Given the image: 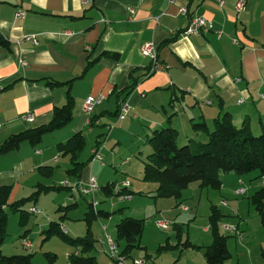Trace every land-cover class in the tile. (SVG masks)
Instances as JSON below:
<instances>
[{
    "label": "crops",
    "instance_id": "obj_1",
    "mask_svg": "<svg viewBox=\"0 0 264 264\" xmlns=\"http://www.w3.org/2000/svg\"><path fill=\"white\" fill-rule=\"evenodd\" d=\"M237 1L86 0L83 3L82 0H0V35L8 44H0V144L31 124L35 127L48 122L54 107L65 103L68 92L74 103L73 116L67 125L51 132L50 150L54 159L59 158L57 143L76 132H81L84 137L85 134L92 135L93 128L103 130L95 136L86 159L99 134L102 141L112 137L118 145L119 133H135V128H140L148 137L156 128L171 126L178 131L181 143L192 142L194 136L204 142L205 134H194L191 123L204 120L210 129L213 119L222 111L231 114L237 127L247 119L251 129L253 125H259V129L264 130V0H243L242 10L236 9ZM182 7H186V14L179 12ZM129 9H133L132 15ZM16 11H22L23 17H16ZM193 15L206 17L215 29L222 31L221 36L217 38L214 32L182 34ZM25 36H33L36 42L22 40ZM149 41L156 44L157 61L164 69L142 76L151 61L141 54L140 48ZM114 53L118 54L117 58L111 55ZM133 69L136 70L132 73L135 81L129 76ZM69 80V84L53 83ZM130 84H134L132 89ZM100 96L102 98L93 106L92 112L85 114V99ZM125 100L130 109L124 118L115 121L117 115L114 113ZM27 111L32 116L30 122L21 118ZM111 123H114L113 128L106 137L103 131ZM189 130L192 132L190 138ZM20 150H23L22 155L14 153ZM36 151L37 158L34 159L21 143L18 149L0 155L3 158L0 160V185L10 184L12 189L20 191L21 179L31 176L38 165H50V155ZM96 163L94 161L87 172L82 169L83 179L93 175ZM68 164L70 166L69 161ZM121 179H107L103 184ZM130 187L131 184L127 192L132 197L128 200H133L134 193L146 194L139 188L134 192ZM100 194L102 200L107 198ZM30 207L35 206L29 205L27 209ZM186 209V206L182 207L183 211L189 210ZM100 210L109 212L104 208ZM233 211L234 216L239 215L238 210ZM116 212L123 215L124 207L117 208ZM221 222L219 229L222 224H234L244 235L242 228L246 223L240 228L239 223ZM90 226L91 223L89 229ZM172 229L181 231V223H174ZM260 230L259 224L260 233L257 238L251 237V243L242 239V235L244 242L239 245L242 251L233 261L228 249L230 258L224 264H264L261 254L264 232ZM203 231L208 232L209 226L203 227ZM93 233L96 231H91L96 240L92 252L94 264H117L101 251L102 245H97L100 235ZM143 235L142 232L139 248L133 249L127 260L141 258L145 264H208L205 249L211 240L205 244L186 237L192 246H184L185 240L170 239L168 233L166 239L164 235H157L149 248ZM73 250L66 252L65 264H70L68 255ZM0 253H5L2 247ZM51 264H57L55 258Z\"/></svg>",
    "mask_w": 264,
    "mask_h": 264
},
{
    "label": "trees",
    "instance_id": "obj_2",
    "mask_svg": "<svg viewBox=\"0 0 264 264\" xmlns=\"http://www.w3.org/2000/svg\"><path fill=\"white\" fill-rule=\"evenodd\" d=\"M0 44L8 45L1 35ZM111 55L115 58L118 57L116 53ZM135 71L133 69L129 73L132 81H135L132 77V73ZM149 74H151L150 68H147L142 76ZM70 81L53 83L69 84ZM133 85L130 84L129 88L132 89ZM73 104L72 96L68 92L65 103L54 107L48 122L29 127L8 136L0 144V155L18 149L23 142H27L32 148L37 147L45 134L58 130L71 121ZM118 110L114 114L117 115ZM191 130L194 134L203 132L206 140L204 142L189 141L180 146L177 143L179 133L171 126L156 128L148 135L146 142L150 146L151 152L142 160L141 179L145 182H154L156 184L152 195L154 198H174L178 200L176 204L178 205L183 190L192 182H198L199 188L218 190L221 186V181L219 180L220 172H234L237 175H242L256 171L258 177H264V130H261L257 136L253 135L249 120L245 119L237 127L232 121L231 114L222 111L213 119L210 129L206 122L201 120L191 123ZM100 137H102L101 134L98 135L95 146L100 143ZM84 147L85 137L81 132H76L65 142L56 144L57 157L67 158L70 163V166L65 170L66 180L70 183L68 186H42V184L38 183L35 185V190L27 197L9 202L12 185H0V247L7 235V210L18 213V224L23 227L29 214H33L28 211V206H25L28 202H35L39 194L43 192L46 193L51 190L71 191L72 184L80 180L83 167L90 162L91 154L86 160L80 159ZM35 171L44 178H51L54 173V167L48 164L38 165ZM118 181L120 180L107 182L99 186V192L105 197L120 196L113 190L114 184ZM125 192H127V189ZM249 203L259 214L260 224L264 228V185L260 186L249 197ZM76 205V203H72L63 208L61 206L58 207V210H64L59 217V221H49L47 228L42 230L41 233L44 234V240L57 236L62 242L74 249L68 255L70 264H94L95 258L92 252L96 240L91 234L89 225L93 219L106 218L111 213L100 209L94 212L91 208V203L88 202L87 211L84 215L87 227L85 234L70 236L67 234L66 229L65 231L62 230L64 226L61 225V220L66 217L67 211L75 208ZM224 217L225 215L221 213L216 205L210 206L208 226L212 241L205 249V259L208 264H224L230 258L227 248L228 235L222 234L219 229V223ZM144 221L142 218L125 216L115 224L114 239L122 254L129 256L133 249L139 248V238L143 230ZM26 230L23 231L21 238L26 235ZM178 233L180 234L181 231ZM186 241L183 242L184 246H192ZM261 254L264 258V251ZM43 255L48 261L55 258V254L50 252L43 253ZM32 256L33 253L8 256L0 253V264H32Z\"/></svg>",
    "mask_w": 264,
    "mask_h": 264
},
{
    "label": "rangeland",
    "instance_id": "obj_3",
    "mask_svg": "<svg viewBox=\"0 0 264 264\" xmlns=\"http://www.w3.org/2000/svg\"><path fill=\"white\" fill-rule=\"evenodd\" d=\"M116 120L119 121L121 119H118L117 117L115 121ZM255 120H257V118ZM114 123L109 124L111 126H109L108 129L106 127L103 131L106 133V137L110 134V131L113 128L112 124ZM31 125H29V127H32ZM92 130L94 131L92 135L85 134V147L80 159H86L87 153L90 150L91 145H93L95 136L103 129L93 128ZM251 132L255 136L260 134L261 130L259 129V125H253ZM119 134L121 139L120 144L118 145L112 141V137H110L109 140L106 138V147L104 143L100 149L102 161H97L95 164L97 169L94 170L93 175L96 176L97 182L100 184L106 182L107 179H121V177L124 176L131 184L130 189L132 188V190L136 192L139 188V191H143V193L146 194L138 195L137 193H134L132 201L125 199L123 196H111L102 200V196L100 192H98L96 198L99 201V204L96 208H104V210L111 212V216L108 219L97 218L92 220L90 229L91 231H96V233H93L94 236L99 234L101 238L104 235L101 226L105 225L107 228L106 233L111 234L114 238V224L121 217L129 215L134 218H143L145 220L142 230L144 233L143 240L149 242V248L153 245L157 235H164V238L166 239L168 233L170 234V239L176 241L178 238V241H183L187 237L188 239L207 244V242H210V240L212 241V239L210 232H204L203 227L208 225L210 206L213 204L217 205L218 208H221L223 212H226L225 218L222 222L229 221L239 223L240 228L242 223H246V226L242 228L244 230V235L241 233L243 231L240 232L241 234L238 231L239 235L233 232H226L220 225V231L225 233V235H228L227 247L231 252L233 261H235L239 252L242 251V248L239 246L244 242L242 239H247V241L251 243V237H256L258 233H260L258 232V225L260 224L259 214L248 200L252 193L262 186L264 180V177H258L256 171H251L242 175H237L234 172H220L219 180L221 181V186L218 190L212 188H199L198 182H192L185 190H183L180 202L176 206L178 200H175L174 198H154L151 196L155 190V187L153 186H156L154 182L144 183L141 181L143 166L141 165V162L145 159L146 155L151 152L150 146L146 142L147 137L144 136L142 130L140 128H135V133L132 131L129 133L120 132ZM191 134L192 132L189 130L187 134L189 138L191 137ZM181 138L183 139V136ZM197 138L198 136H194L193 141H198ZM65 140L66 139L61 142H65ZM51 142V133L45 134L40 144L35 148H32L27 142H23L24 146L28 149L34 159L37 158L35 155L36 150L48 153L51 160L50 165L54 167V173L51 178H44L38 175L36 171H34L31 176L27 175L20 180V185H22L20 191L11 189V194L9 196L10 202L30 195L35 190V185L38 183L42 184V186L62 185L61 181H64L67 178L65 168L69 167L68 160L63 157L54 159L55 156H53V151L50 150ZM181 142L182 141L178 138L177 143L180 146L184 144ZM14 153H20V155H22L23 150ZM1 159L3 158H0V160ZM92 163L89 162V164H87L88 166L85 165L83 167V169H86L84 170L85 172L88 171V167L90 168ZM89 176L87 179H83L81 176L80 182L85 183ZM10 182L12 181L10 180ZM29 185L32 186L29 188ZM239 188L245 189L246 194L237 195L236 190ZM71 193L72 195H70ZM222 200H224L226 204H223ZM74 202H76L77 206L74 209L67 211L66 218L62 220L63 223L61 225L65 227L67 234L70 236H81L86 232L84 215L87 211V204L90 200L87 196L82 195L76 186L72 185L71 191L51 190L50 192H43L39 194L35 202H28L25 206L34 205L38 212L29 214L25 226L23 227L18 224V213L7 210V235L1 245L3 252H5L3 255L8 256L12 254L33 253V264H51V261H48L43 255V253L50 252L55 254L57 264H65L66 252L71 250L72 247L62 242L57 236H52L50 239L44 240V234L41 233V231L47 228L49 220L59 221V217L63 214L64 210H58V206L63 208ZM224 205H227L228 207H225ZM183 206H186L189 210L183 211ZM119 207H124L123 215H119L116 212V209ZM233 210H238L239 215L234 216ZM155 221H168L170 224L167 229L162 230L156 227ZM174 223H181L182 230L179 235L176 229H172ZM233 226L235 225L233 224ZM260 229L261 232H264V228L261 224ZM25 230L26 235L21 238V235ZM24 238L30 241V248H27L22 244ZM98 243L99 241H97V245Z\"/></svg>",
    "mask_w": 264,
    "mask_h": 264
},
{
    "label": "built area",
    "instance_id": "obj_4",
    "mask_svg": "<svg viewBox=\"0 0 264 264\" xmlns=\"http://www.w3.org/2000/svg\"><path fill=\"white\" fill-rule=\"evenodd\" d=\"M169 2H173V0H168ZM83 3L86 2V0H82ZM237 10H242L244 8V3L243 0H238L235 5ZM130 15L133 13V9H129ZM179 12L181 14H186L187 9L186 7H182L179 9ZM16 17H23V12L22 11H16L15 12ZM208 32H214L216 34V37L219 38L222 34L221 30H217L214 28L213 23L208 20L206 17H203L201 15H193L189 18V21L187 25L184 27V29L181 31L182 34L189 36V35H202ZM31 39L33 42H36L33 36H25L22 40H29ZM21 40V41H22ZM141 54L144 56L149 57L151 61L150 65V73L163 70L164 67L158 63L157 61V46L153 41L145 42L141 45ZM21 64H25L24 61L20 60ZM236 81H239V78L235 79ZM264 97V95H263ZM102 97H97V98H86L84 103H83V111L85 114L89 115L92 112L93 106L97 104ZM208 102V101H207ZM130 109V105L128 103V100H125L119 107L117 117L118 119L124 118L128 111ZM21 118L26 121L30 122L32 120V116L30 111L25 112ZM105 140H100L99 144L97 146H94L93 149L91 150V158L90 162L94 161H102V157L100 155V149L102 145L104 144ZM38 152V151H37ZM63 186H68L70 185L68 180L61 181ZM73 186H76L79 190V192L82 195H85L89 198L90 203H91V208L94 212L97 210V206L99 204V201L96 198L97 193L100 191L99 184L94 176H89L88 180L85 183H81L80 180L77 183H73ZM130 182L127 179H121L117 183L114 184L113 190L115 193H118L120 196H123L125 199H129L131 195L125 190L129 187ZM262 185H264V180ZM245 193V189L239 188L236 190L237 195H242ZM225 204V202H222ZM28 211L31 213H36L38 210L35 207H30L28 208ZM168 221H155L156 227L165 230L169 226ZM102 231L104 235L99 239V243L102 245L101 251H103L111 260L116 262L117 264H145L144 259L141 258H132L130 260H127V257L121 253L119 250V247L117 246L115 239L108 233H106V226L102 225L101 226ZM222 229L225 231L233 232L239 235L238 230L235 226H230V225H222ZM62 230L65 231V228L62 227ZM22 244L30 248L31 244L30 241L26 238L23 239Z\"/></svg>",
    "mask_w": 264,
    "mask_h": 264
},
{
    "label": "bare ground",
    "instance_id": "obj_5",
    "mask_svg": "<svg viewBox=\"0 0 264 264\" xmlns=\"http://www.w3.org/2000/svg\"><path fill=\"white\" fill-rule=\"evenodd\" d=\"M126 257H127V255H126Z\"/></svg>",
    "mask_w": 264,
    "mask_h": 264
}]
</instances>
